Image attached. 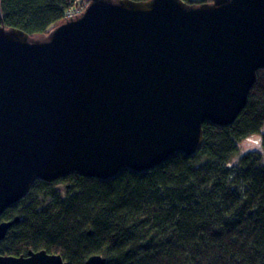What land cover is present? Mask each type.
<instances>
[{
  "label": "water",
  "instance_id": "water-1",
  "mask_svg": "<svg viewBox=\"0 0 264 264\" xmlns=\"http://www.w3.org/2000/svg\"><path fill=\"white\" fill-rule=\"evenodd\" d=\"M264 70V0H90L47 36L0 27V241L36 181L106 182L203 148ZM102 255L87 264H106ZM0 264H68L47 250Z\"/></svg>",
  "mask_w": 264,
  "mask_h": 264
},
{
  "label": "trees",
  "instance_id": "trees-1",
  "mask_svg": "<svg viewBox=\"0 0 264 264\" xmlns=\"http://www.w3.org/2000/svg\"><path fill=\"white\" fill-rule=\"evenodd\" d=\"M75 1L0 0V27L47 36ZM263 127L260 70L235 123L206 122L203 148L192 158L177 154L146 174L128 170L109 182L77 174L36 181L2 217L21 220L0 241V254L47 250L68 264L93 255L106 264H264L263 155L251 151L232 163L240 143Z\"/></svg>",
  "mask_w": 264,
  "mask_h": 264
},
{
  "label": "rangeland",
  "instance_id": "rangeland-1",
  "mask_svg": "<svg viewBox=\"0 0 264 264\" xmlns=\"http://www.w3.org/2000/svg\"><path fill=\"white\" fill-rule=\"evenodd\" d=\"M89 0H76L74 2V5L69 10L77 11L80 10V7L86 8L88 6ZM78 8V9H77ZM68 19V18H67ZM263 137H264V127L260 134L254 136L253 138H250L248 140L243 141L240 143V149L239 152L235 155V157L232 160L233 164H238L241 157L251 151L259 152L263 155V161H264V145H263ZM57 189H63L65 190V183H58L56 185Z\"/></svg>",
  "mask_w": 264,
  "mask_h": 264
},
{
  "label": "built area",
  "instance_id": "built-area-1",
  "mask_svg": "<svg viewBox=\"0 0 264 264\" xmlns=\"http://www.w3.org/2000/svg\"><path fill=\"white\" fill-rule=\"evenodd\" d=\"M78 9V8H77ZM85 10V8H81L80 7V10H77V11H72V10H69V11H67V13H66V19L67 18H72V17H75V16H77V15H79L80 13H82L83 11Z\"/></svg>",
  "mask_w": 264,
  "mask_h": 264
},
{
  "label": "bare ground",
  "instance_id": "bare-ground-1",
  "mask_svg": "<svg viewBox=\"0 0 264 264\" xmlns=\"http://www.w3.org/2000/svg\"><path fill=\"white\" fill-rule=\"evenodd\" d=\"M65 21V20H64Z\"/></svg>",
  "mask_w": 264,
  "mask_h": 264
}]
</instances>
